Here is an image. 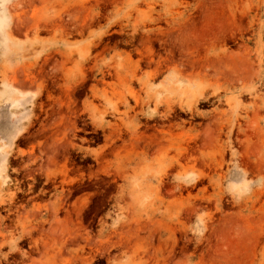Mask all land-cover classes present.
Listing matches in <instances>:
<instances>
[{"label": "rangeland", "instance_id": "obj_1", "mask_svg": "<svg viewBox=\"0 0 264 264\" xmlns=\"http://www.w3.org/2000/svg\"><path fill=\"white\" fill-rule=\"evenodd\" d=\"M0 264H264V0H0Z\"/></svg>", "mask_w": 264, "mask_h": 264}, {"label": "bare ground", "instance_id": "obj_2", "mask_svg": "<svg viewBox=\"0 0 264 264\" xmlns=\"http://www.w3.org/2000/svg\"><path fill=\"white\" fill-rule=\"evenodd\" d=\"M7 90H8V88H7Z\"/></svg>", "mask_w": 264, "mask_h": 264}]
</instances>
